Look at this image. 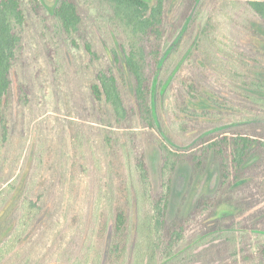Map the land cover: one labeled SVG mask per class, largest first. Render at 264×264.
<instances>
[{"label": "trees", "instance_id": "16d2710c", "mask_svg": "<svg viewBox=\"0 0 264 264\" xmlns=\"http://www.w3.org/2000/svg\"><path fill=\"white\" fill-rule=\"evenodd\" d=\"M180 1L182 0H94L93 8L96 12L92 24L100 31L101 26L97 20L105 18L106 34L111 30L112 36L118 40L115 49L111 50L113 61L111 62L116 66L112 67L106 63L104 68L103 65L97 66L99 58L92 50L93 45L90 41L91 33L94 31L87 25L81 1H56L52 12L56 27L65 35L71 46L79 48L80 41H84L82 43L90 57L88 63L76 67L90 75L88 92L76 101L77 106L74 110L71 109L73 116L68 120L65 130L70 138L72 153V156L68 155L71 171L68 175L69 196L64 190L55 187L57 179L66 177L64 173L66 169L64 168L63 172L59 168L56 169L55 163H51L50 160L46 163L49 167L46 174L41 170L42 177L38 186L32 185L30 175L25 177L22 173L24 182L20 192L14 197L9 211L0 221L2 238L0 264H61L60 256L65 249H61L60 240L54 242V247L47 245L37 231L28 237L22 246H18L48 204L52 206L62 204L64 196L68 197L66 201L68 199L76 201L79 192L76 180L81 175L90 177L91 174L88 167L91 161L82 152V148L92 138L100 140L101 148L105 152L108 148L107 154L98 155L100 159L97 158V161H102L110 171L109 180L104 186L106 191L99 189V200L104 196L106 202H109L106 206L110 209L112 223L111 241L105 264H178L184 256H191V264H197L193 263L197 262L194 251L206 244H213L225 234L235 235V230L244 228L246 234L253 233L264 237V118L251 119L242 115L240 118L245 121H237V112L233 105L215 93L205 81L210 79L209 69L216 70V62L213 59L216 47L212 38L215 30L214 14L207 15V18L201 21L199 32L195 31L202 16L201 10L194 11L196 0H190V4L183 12L181 18L187 20V23L178 35L172 53L177 54L184 44L187 46L190 44L188 40L185 41L188 34L194 37L198 32L185 61L194 59L195 55L203 50L204 63H201L206 67L199 66L200 64L181 67L180 73L184 69L190 70L189 73L186 71L181 73L180 90L185 93L183 108L190 115L196 116L198 111H192L187 105V100L196 99L201 95L206 96L217 109L203 110V118L215 120L220 124L228 117H235L231 123L234 127L227 129L229 131L213 134L206 132L203 139L187 151L174 147V141L167 129H163V132L161 128L159 129L163 124L157 121V117L159 119L162 117L160 113L156 117L153 91L156 90L157 71L163 61L166 46L163 39L168 29L166 12L170 11L171 5V12L174 8L175 12H178ZM28 5L36 14L43 8L42 0H0V131L4 142L9 138L6 112L8 108V111L10 110L14 99L12 72L24 47L23 29L30 23ZM247 5L258 16V23L264 28V1H249ZM31 9L29 8V11ZM249 32L255 39L258 37L264 40V35L258 30L249 28ZM128 77L133 85L131 94L126 93L129 89ZM16 80L18 103L21 106L24 105V101L26 102L28 89L18 73ZM232 80L238 86L259 92L261 95L257 98L252 96L250 99L256 105L264 106L262 79L249 80L244 76ZM200 88L211 94L205 95ZM229 88L235 89V86ZM236 92L244 100L249 99L245 93ZM78 119L99 123L101 129H97L93 123L95 127L92 129L99 131L92 132L90 129L86 135L84 128L75 121ZM244 122L253 123L236 127V124ZM139 127L153 130L149 133L150 142L157 145L161 152L158 192H155L151 185L145 153L138 143L139 134L129 133L136 132L133 130ZM117 130L126 131L125 139L120 138ZM157 130L161 134L159 137L155 132ZM85 137L88 141L82 139ZM124 149L128 150L127 156L130 155L135 164L138 178L135 193L126 174L123 162ZM39 160L43 165L41 157ZM182 165L190 167L191 183L208 168H217L219 181L214 192L201 196L187 215L178 214L169 221L168 206L173 178ZM133 198L137 205L136 226L132 215ZM222 207H232L236 213L219 217L218 213ZM106 212L107 209L103 211V217L105 215L107 217ZM52 215L53 213L49 212L44 217L45 223L39 228H43L48 222L52 223ZM16 220L19 225L11 228L12 223L16 224L14 222ZM241 220L247 225H243ZM108 222V217L99 222L97 231L99 242L105 238ZM199 225L201 233L192 238L190 234ZM133 235L135 244L131 252ZM227 238L228 240L224 242L225 247L230 243V237ZM205 250L208 253L210 248ZM205 250L197 253L198 257L203 258L199 264H215L212 256L208 254L202 256ZM101 254L102 249L99 250L96 264H101ZM207 257L209 261L205 262ZM244 257L249 264H264V241L257 245L254 253H247Z\"/></svg>", "mask_w": 264, "mask_h": 264}, {"label": "rangeland", "instance_id": "374dc122", "mask_svg": "<svg viewBox=\"0 0 264 264\" xmlns=\"http://www.w3.org/2000/svg\"><path fill=\"white\" fill-rule=\"evenodd\" d=\"M56 1L42 0L43 8L38 14L32 11L29 5L27 6L30 23L28 27L23 29L24 47L20 51L17 65L12 72L14 99L10 110L8 111V108L6 112L9 127V138L6 142L2 140L0 131V221L9 211V207L15 200L14 197L20 192L24 182L21 174L23 173L25 177L30 175L32 185L38 186L41 181L40 177H42L41 170H44V174L49 170L46 165L48 160L55 163L56 169L59 168L62 172L64 168L66 169L64 172L66 177L57 179L55 187L68 194L70 185L68 175L71 173L68 155L72 156V153L70 138L65 130H67L68 120L73 116L71 109L74 110L77 106L76 101L88 92L87 86L90 75L76 67L88 63L90 57L85 50L84 43H82L84 41H80L81 47L75 48L70 45L65 35L56 27V22L52 18ZM80 1L87 25L92 27L91 31L92 29L94 31L91 33L90 41L93 45L92 50L97 53L99 58L97 66L103 65L102 68H104L107 63L115 67L116 65L112 63L111 50L115 49L118 40L115 39L114 35L112 36L111 30L110 33L106 34L105 18L102 17L97 20L101 26L100 31L92 24V18L96 12L93 8L94 0ZM189 1H180L178 7L180 11L178 9V12H175V8L171 12L172 5L169 7L170 11L166 12L168 29L163 38L166 46L163 61L157 71L156 90L153 91L156 117L159 113L162 117V119L157 117V121L163 124V126H159V129H162H160L161 132L163 129H167L174 141V147L184 151L191 149L201 141L206 132L213 134L234 127L231 123L235 117H228L220 124L216 123L215 120L203 118V110L214 111L217 109L206 96L201 95L196 99L187 100L190 109L195 112L198 111L196 116L190 115L183 108L185 93L180 90L181 73L185 71L189 73L190 70L184 69L180 73V69L184 65L186 67L191 64L193 66L200 64L199 66L206 67L201 63H204L202 60L203 50L190 61H185V58L195 42V37L201 28V21L205 20L210 13L214 14L215 30L212 38L216 47L213 53L216 70L211 71L209 69L211 72L209 74L210 79L205 81L215 90V93L233 105L237 112V121H245V119L240 118L242 115L251 119L264 118V106L256 105L250 99L252 96L257 98L261 94L238 86L236 83L235 85L232 80L236 77L245 76L249 80L260 78L264 81V40L258 39V37L255 39L249 32V28H253L264 35V28L259 25L258 16L247 5L249 1L264 0H196L194 11L201 10L202 12L195 29L198 32L194 37L188 34L185 41L188 40L190 44L188 46L184 44L180 52L174 54L172 50L176 39L187 23V20L181 17L190 4ZM17 73L22 77L28 89L27 97H25L26 102L24 101V105L21 106H19L17 96ZM127 81L129 89L126 93L131 94L133 85L129 77ZM227 85L228 88H226ZM230 86H235V89L229 88ZM200 91H203L205 95L211 94L206 89L200 88ZM236 91L245 93L249 99L244 100ZM70 112L72 114L69 115ZM75 121H78L79 125L84 128L86 135L89 134L90 129L92 132L99 131L92 129L95 127L92 125L93 123L98 127L97 129H101V124L96 122H86L81 119ZM251 123L253 122L236 124V127ZM133 131L136 132L129 133L139 134L138 143L140 149L144 150L145 153L151 185L154 191L158 192L160 188L158 174L161 152L157 145L150 142L149 133L153 130L139 127ZM155 132L158 137L161 135L158 130ZM116 133L121 135V139H125V130H117ZM82 139L87 140L86 137ZM101 147L100 140L92 138L82 148V152L91 161L88 166L91 174L90 177L81 175L76 180L79 190L76 201L74 202L72 199L66 201L68 197L64 196L65 199L62 204L57 203L56 206H52V204L47 203L48 206L43 209L42 214L34 222L31 230L18 247L22 246L28 237L38 231L40 232L39 236L47 242V245L53 246L55 241L60 240L61 249H65L60 256L59 262L61 264H96L100 249H102L101 264H105L111 241L112 223L110 209L106 206L109 202H106L104 196L99 200V191L104 190L105 183L108 182L110 176V171L103 165V162L97 161V158L100 159L98 155L108 153V148L105 152ZM127 151L124 149L123 162L129 185L135 193L138 180L137 172L133 159H130V155L127 156ZM40 157L43 165L40 163ZM46 177L49 178V176ZM190 178L191 171L188 165L180 166L174 174L168 206L169 221H172L178 214L187 215L201 196L214 192L219 181V171L217 168H208L193 183H191ZM106 209L109 227L104 240L99 242L98 225L101 219L107 218L106 215L103 217V211ZM49 212L53 213L51 216L52 223L48 222L43 228H39L41 224L45 223L44 217ZM234 213H236L234 208L222 207L218 216H229ZM132 215L134 226H136L137 205L134 198ZM14 222L16 224L13 225L12 223L11 228L19 225L17 220ZM240 222L247 225L244 220ZM203 223H205V219ZM200 230L201 226L199 225L194 230L195 233H191L190 236L195 237L196 234L201 233ZM245 231L244 228L235 230V235L225 234L213 244H206L203 248H197L193 253L197 262L193 263L202 262L203 258L198 257L197 253L210 248L208 253L205 250L202 256L206 254L212 256L215 259V264H249L245 260L247 259L244 257L245 254L254 253L257 245L264 241V237L253 233L246 234ZM227 237H230V243L226 244L225 247L224 242L228 240ZM134 244L133 235L131 252ZM191 260V256H184L178 264H191ZM206 261H209V257L206 258Z\"/></svg>", "mask_w": 264, "mask_h": 264}]
</instances>
